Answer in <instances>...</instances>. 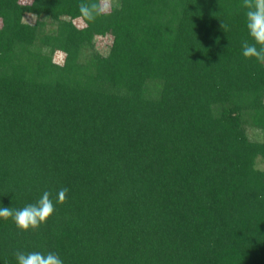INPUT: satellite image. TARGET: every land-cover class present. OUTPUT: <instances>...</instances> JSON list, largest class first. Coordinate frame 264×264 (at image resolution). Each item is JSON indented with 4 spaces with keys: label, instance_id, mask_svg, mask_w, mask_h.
Masks as SVG:
<instances>
[{
    "label": "trees",
    "instance_id": "obj_1",
    "mask_svg": "<svg viewBox=\"0 0 264 264\" xmlns=\"http://www.w3.org/2000/svg\"><path fill=\"white\" fill-rule=\"evenodd\" d=\"M81 2L0 0V207L47 190L56 208L36 231L0 218V264H264V64L242 54L243 0H110L95 22Z\"/></svg>",
    "mask_w": 264,
    "mask_h": 264
},
{
    "label": "clouds",
    "instance_id": "obj_2",
    "mask_svg": "<svg viewBox=\"0 0 264 264\" xmlns=\"http://www.w3.org/2000/svg\"><path fill=\"white\" fill-rule=\"evenodd\" d=\"M110 0H82L78 5L80 14L88 21L95 22L98 16L107 14ZM242 7L246 9V27L252 42L242 41V54L246 59L255 58L264 64V0H243ZM222 29L227 32L228 26L221 23ZM68 188H61L56 193V203L66 202ZM52 193L44 191L36 203H29L21 209L12 210L9 207H0V218H11L16 228L22 232L39 230L47 223L56 208L51 199ZM18 264H63V260L56 252L46 254L38 251L24 253L17 250L14 253Z\"/></svg>",
    "mask_w": 264,
    "mask_h": 264
},
{
    "label": "rangeland",
    "instance_id": "obj_3",
    "mask_svg": "<svg viewBox=\"0 0 264 264\" xmlns=\"http://www.w3.org/2000/svg\"><path fill=\"white\" fill-rule=\"evenodd\" d=\"M23 20L29 23H32L34 20V17L30 14H26L23 16ZM75 22H79V20H75ZM110 39L107 36L102 37H95L94 41V47L97 49L100 53L105 54L107 51V47L109 46ZM52 60L56 63H61L63 60V53L61 51H55L52 55ZM249 136L251 139H255L259 136V132L257 130H251L249 131ZM255 166L259 168H263V163L260 161L259 158L255 160Z\"/></svg>",
    "mask_w": 264,
    "mask_h": 264
}]
</instances>
